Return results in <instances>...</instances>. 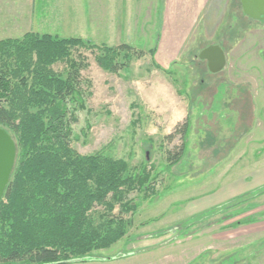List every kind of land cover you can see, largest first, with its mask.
<instances>
[{"label": "rangeland", "instance_id": "1", "mask_svg": "<svg viewBox=\"0 0 264 264\" xmlns=\"http://www.w3.org/2000/svg\"><path fill=\"white\" fill-rule=\"evenodd\" d=\"M35 2L36 24L29 32L80 38L98 47L126 44L142 54L112 73L96 64V49L73 51L74 57L84 56L87 67L78 81L84 108L69 105L75 117L71 147L83 155L102 150L124 160L130 170L152 167L156 178L154 194L127 195L137 209L122 214L132 220L126 236L70 264H264V195L180 227L189 217L264 185V18H239V0ZM212 44L221 46L226 57L224 69L216 73L198 58ZM53 69L64 76L67 67L57 63ZM221 91L233 108L239 100L250 102L251 114L244 136L239 125L227 126L225 134L231 131L235 138L231 150L206 173L200 162L210 151L199 148L197 130ZM188 109L195 123L190 155L168 171L166 152L177 150L181 141L164 137L184 121ZM248 217L255 222L232 226Z\"/></svg>", "mask_w": 264, "mask_h": 264}, {"label": "trees", "instance_id": "2", "mask_svg": "<svg viewBox=\"0 0 264 264\" xmlns=\"http://www.w3.org/2000/svg\"><path fill=\"white\" fill-rule=\"evenodd\" d=\"M237 7L239 18L253 20L243 13L240 0ZM85 47L96 49V64L112 73L126 67L131 57L142 55L126 44L98 47L80 38L34 32L0 40V127L16 145L15 165L0 201V264L86 261L128 233L132 220L122 214L133 215L137 209L128 194L142 192L144 197L154 194L152 183L156 175L151 174L152 167L130 170L124 160L112 158L102 150L83 155L71 147L75 117L69 105L76 102L79 108H84L78 81L80 71L87 67L84 56L74 57L73 51ZM57 63L66 64L64 76L54 71L53 65ZM223 94L210 104L205 112L208 120L205 123L201 120L202 128L197 130L201 133L199 148L210 151L203 154L200 162L206 166L202 169L206 173L212 172L231 150L234 136L231 131L225 134L227 126L234 129L235 124L239 125L243 128L241 135L248 130L250 102L239 100L233 108L229 96ZM190 111L164 137L170 142L179 136L181 141L177 150L166 152L168 171L187 162L185 159L190 155L188 143L195 124ZM209 117L215 118V124L209 122ZM225 150L228 152L224 153ZM262 195L264 185L189 217L180 227L190 228L204 216L246 204ZM96 207L101 209L96 212ZM116 207L118 215L114 214ZM253 222L255 219L248 217L232 226Z\"/></svg>", "mask_w": 264, "mask_h": 264}, {"label": "water", "instance_id": "3", "mask_svg": "<svg viewBox=\"0 0 264 264\" xmlns=\"http://www.w3.org/2000/svg\"><path fill=\"white\" fill-rule=\"evenodd\" d=\"M243 13L253 19L264 18V0H240ZM198 58L205 60L210 72H220L225 66V55L218 45L200 51ZM16 159V145L11 136L0 127V201L9 183Z\"/></svg>", "mask_w": 264, "mask_h": 264}, {"label": "crops", "instance_id": "4", "mask_svg": "<svg viewBox=\"0 0 264 264\" xmlns=\"http://www.w3.org/2000/svg\"><path fill=\"white\" fill-rule=\"evenodd\" d=\"M36 0H0V40L18 38L36 24L33 11Z\"/></svg>", "mask_w": 264, "mask_h": 264}, {"label": "flooded vegetation", "instance_id": "5", "mask_svg": "<svg viewBox=\"0 0 264 264\" xmlns=\"http://www.w3.org/2000/svg\"><path fill=\"white\" fill-rule=\"evenodd\" d=\"M212 45H215V44H212ZM209 46H210V45H209ZM207 47H208V46H207ZM224 55H225V54H224ZM204 61H205V60H204ZM205 62H206V61H205ZM225 64H226V57H225ZM206 66H207V63H206ZM224 67H225V66H224ZM223 69H224V68H223ZM223 69H222V70H223ZM222 70H221V71H222Z\"/></svg>", "mask_w": 264, "mask_h": 264}]
</instances>
